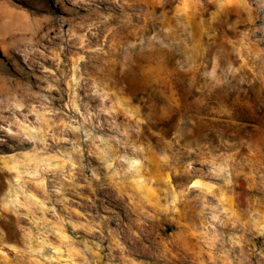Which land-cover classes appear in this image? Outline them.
<instances>
[{
	"label": "rangeland",
	"instance_id": "374dc122",
	"mask_svg": "<svg viewBox=\"0 0 264 264\" xmlns=\"http://www.w3.org/2000/svg\"><path fill=\"white\" fill-rule=\"evenodd\" d=\"M205 8H176L177 17L183 15L187 22L178 37L183 43L173 44L172 50L184 66L200 62L203 57L196 50L206 55L226 39H244L243 25L239 33L217 27L221 15L237 19L225 0ZM162 16L150 0H130V5L85 0L71 16H41L33 0H0V26L10 28L9 35L46 34L38 51L0 47V226L9 233L8 242L23 250L20 256L8 250L0 264H71L83 242L92 248L96 264H122L120 252L128 247L123 229L135 209L121 196L120 185L103 176L91 178V170L106 171L99 167L101 157L121 140V133L140 146L153 182L166 178L170 189L169 198L160 202V219L147 226L150 239L162 247H172L170 242L179 246L181 264H207L209 253L202 249L214 251L233 238L236 247L229 242L223 249L232 251L222 250L231 264L264 260V187H250L244 177L230 180L227 188L216 183L223 166L189 150L204 141L186 134L176 117L173 128L167 122L149 125L143 93L125 75L139 62H145L149 73L167 70L154 65L139 45L129 48L159 31L166 20ZM220 88L226 91L216 97ZM230 92L226 83L199 92L194 98L198 109L208 97L218 104L200 119L219 123L229 116ZM133 118L139 132L129 127ZM193 123L189 117L188 126ZM210 141L204 151L218 144L219 137L213 133ZM128 167L136 173L138 192L151 205L154 186L145 182L134 157ZM139 257L125 254L123 259L138 264Z\"/></svg>",
	"mask_w": 264,
	"mask_h": 264
},
{
	"label": "clouds",
	"instance_id": "9594fccd",
	"mask_svg": "<svg viewBox=\"0 0 264 264\" xmlns=\"http://www.w3.org/2000/svg\"><path fill=\"white\" fill-rule=\"evenodd\" d=\"M84 2L85 0H53L49 4L48 0H33L41 16H71L79 11ZM113 2L130 5V0ZM131 2L135 3L136 0ZM217 2L218 0H150L153 7L161 9L162 19L166 18L165 24L152 35L129 44V48L136 49L139 45L140 50L151 57L154 65H166L167 70L149 73L145 71V62H139L125 75L139 86L136 92L143 93L141 99L149 110V115L144 119L149 125L158 126L167 122V126L173 128L176 121L172 118L176 117L183 124L186 134L204 141L203 145L197 143L189 150L223 166L224 174L216 183L227 188L230 180L244 177L249 180L250 187H264V0H225L230 5L229 10L236 13L237 19L228 21L221 15L216 21L217 27L224 32L239 33V25H243V40L226 39L222 46L209 48L206 55L196 50L194 54L203 58L199 63L193 62L187 66L176 61L172 50L173 44L183 43L178 37L183 35L182 24L187 22L185 16L177 17L176 8L189 4L207 10L206 5L215 6ZM10 31V28L0 26V47L14 50L31 48L38 51L36 45L46 35L38 30L32 36L24 38L9 35ZM212 36H215L214 31ZM229 43L230 48L227 47ZM225 83L231 86L228 97L231 102L226 104L230 115L221 118L219 123H214L211 119L201 120V115L209 116L210 109L218 104L209 103L214 98L208 97L206 106L198 109L194 98L205 89L217 88L218 84ZM225 91L226 89L220 88L215 96L223 95ZM189 117L194 121L191 127L188 126ZM136 119L133 118L129 127L139 132L140 125L135 122ZM220 129L223 131H219ZM213 133L219 137V143L204 151L211 142L210 135ZM133 157L140 165V174L145 177V182L154 186L151 205L145 203L142 194L138 192L133 180L136 173L128 167L130 158ZM146 159L140 146L130 140L127 133H121V140L116 142L115 147L108 149L106 157H101L99 167L106 171L98 174V170H91V178L99 181L103 176L108 183L120 185L121 196L127 197L128 206L135 209L133 217L123 229L128 247L120 252L122 264H127L123 259L125 254L133 253L140 254L138 264H181L182 251L179 246L170 242L172 247H162L159 242L149 238L147 226L160 219L163 211V204L160 202L169 198L170 189L166 178L158 176L156 182H153L145 164ZM204 163H208V159H204ZM260 206L264 209V194H261ZM8 235L5 228L0 226V256H6L8 250L20 256L23 250L10 244L6 239ZM229 242L234 249V238L222 242L221 248L214 251L211 247L202 249L209 253L206 257L207 264H231V260L222 253V250L232 251L223 249V244ZM96 248L98 250L99 246L96 245ZM93 255L92 248L87 242H83L81 252L76 253L78 259H72L71 264H96ZM232 259H236L235 253ZM259 264H264V260Z\"/></svg>",
	"mask_w": 264,
	"mask_h": 264
}]
</instances>
